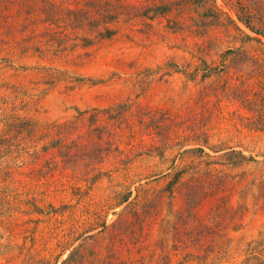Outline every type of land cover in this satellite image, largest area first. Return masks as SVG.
Masks as SVG:
<instances>
[{
    "label": "rangeland",
    "instance_id": "374dc122",
    "mask_svg": "<svg viewBox=\"0 0 264 264\" xmlns=\"http://www.w3.org/2000/svg\"><path fill=\"white\" fill-rule=\"evenodd\" d=\"M106 1L0 0V264H264V36L237 0Z\"/></svg>",
    "mask_w": 264,
    "mask_h": 264
},
{
    "label": "trees",
    "instance_id": "16d2710c",
    "mask_svg": "<svg viewBox=\"0 0 264 264\" xmlns=\"http://www.w3.org/2000/svg\"><path fill=\"white\" fill-rule=\"evenodd\" d=\"M126 1L127 0H108L104 3V8L102 9V15L104 17H107L109 19L112 18H119L121 15H124L123 12L126 8H128L126 5ZM214 2V0H213ZM237 7H238V18L239 20L244 23L248 28H250L254 33L258 34V35H262L264 36V15L261 12L263 9L262 7H264V0H237L236 2ZM131 5H129L130 7ZM151 10H154L155 12H158L159 10H163L166 9L167 7H169L167 4L164 3H156L153 6H149ZM135 5L132 4V6L130 7V9H134ZM210 8L213 12V17L217 16L219 14H222L223 12L220 9H217L214 5H210ZM216 10V11H215ZM133 10H129V13H132ZM126 13V12H125ZM133 14V13H132ZM130 14V15H132ZM129 15V14H126ZM246 37L249 39H251L252 37H250L249 35H246ZM231 51V50H229ZM233 51V50H232ZM108 109H102V110H96L95 112L91 113L89 116H86L83 112L80 114V116L78 117V122L79 123H83V126H85L84 124L87 121H91L94 122L95 121H100L101 119H103V114L104 112H106ZM111 110V109H109ZM128 118V112H125L121 118V122L123 120V122L125 121V119ZM26 122V123H25ZM23 123L24 128H26L27 126V131H29L28 129L31 128L32 131H34V128H36V124H30V122L25 121ZM100 123V122H99ZM95 126V124H91L90 130L93 131L95 130L97 127H99L101 129V131H103V134H101V136H99L100 141L98 138H92L90 139L86 144L83 143V145L80 146L78 153L82 154V155H87L89 152L90 153H94L96 151H98L99 149H101V143L103 142L102 138L106 137V143L110 144L109 146L111 147V145L113 146L114 144V140L116 139V132L115 130L113 131V128L111 126H109V124L107 122H105V125H101L99 124ZM30 124V125H29ZM67 124V123H66ZM72 123L67 124L66 125V131H64L63 126L62 125H50L49 126V130L51 132H54V135L58 136L57 140H55L56 142H60L59 140H63L62 138H69L70 134L73 133V131H69L67 130L69 127H71ZM88 125V124H87ZM56 126V128H54ZM90 126V125H88ZM36 132V131H34ZM72 132V133H71ZM82 133V132H80ZM48 134V133H47ZM105 135V136H104ZM82 137H83V133H82ZM91 143V144H89ZM91 146V148H90ZM109 147V148H110ZM58 149V153L60 152L62 156H69L70 155V147H68V145L66 144V141L64 140V142L60 143L57 146ZM194 150H202V148H194ZM198 180L194 183L191 184L189 191L190 194L188 193V199L190 200V202H203L202 198L200 197V192L198 194V190H197V185H198ZM191 195H193V200L191 199ZM129 199V194L124 195L122 197V202L127 201ZM187 199V200H188Z\"/></svg>",
    "mask_w": 264,
    "mask_h": 264
}]
</instances>
